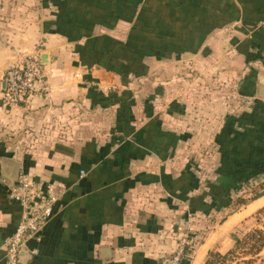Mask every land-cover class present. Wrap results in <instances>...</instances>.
Returning a JSON list of instances; mask_svg holds the SVG:
<instances>
[{"label": "crops", "instance_id": "0c3cea01", "mask_svg": "<svg viewBox=\"0 0 264 264\" xmlns=\"http://www.w3.org/2000/svg\"><path fill=\"white\" fill-rule=\"evenodd\" d=\"M109 1L134 5L130 16L119 19L129 27L142 20L143 8H150L152 22L144 26L154 27L155 38L165 31L171 39V57L145 59L149 72L143 84L151 67L167 62H184L191 70H186L185 102L178 100L169 115L172 98L143 100L154 102L155 117L169 122L168 129L163 124L159 130L173 138L158 132L170 141L167 149L190 148L192 163L174 166L173 156L149 151L142 142L146 121L122 130L112 119L107 124L111 108L97 104L90 93L100 92L106 101L119 77L83 63L76 46L84 39L70 42L54 32L49 23L55 8L42 0H0V98L4 73L19 56L45 55L47 79V91L32 95L25 105L0 103V264L3 242L21 214L8 195L17 179L4 174L2 158L18 163L19 173L34 182L61 191L49 220L26 241L19 258L24 264H158L182 235L209 230L190 260L204 264L210 251L226 253L240 236L233 235L236 229L264 207V196L250 199L222 223L228 209L213 208L264 186V0ZM232 16L234 31L228 32L224 22ZM131 99L140 102L139 96ZM179 140L181 148L175 146ZM183 181L189 190L185 199ZM213 203L205 212L204 205ZM257 203L262 204L254 212L232 221Z\"/></svg>", "mask_w": 264, "mask_h": 264}, {"label": "trees", "instance_id": "16d2710c", "mask_svg": "<svg viewBox=\"0 0 264 264\" xmlns=\"http://www.w3.org/2000/svg\"><path fill=\"white\" fill-rule=\"evenodd\" d=\"M119 1L109 0H42L43 6L50 5L56 9L54 14V20L50 21V25L55 27L54 32H58L60 35L66 37L68 41L79 42L84 39L82 45H77L76 50L79 52L83 63H89L90 66H97L109 71L115 75L121 77L122 82L127 80V75L139 76V71L142 75L146 72V67L142 63L143 57H155L158 60L166 58L167 55L172 54V43L170 37L164 35L165 31L158 35L156 38H161L162 46L152 42H145L144 38L135 40L130 43H118L114 39H111L107 35L94 36L93 30L96 27L112 28L116 21L128 16L132 5L115 4ZM167 9L170 6L165 5ZM162 8L164 6H161ZM130 16V15H129ZM130 20V19H129ZM144 36H155L154 27L150 29L149 26H144ZM168 33V31H166ZM149 34V35H148ZM184 48V47H182ZM176 55H179L177 53ZM127 84V83H126ZM125 84V85H126ZM90 96H94L97 104L103 105L114 104L120 106L117 112V128L121 129V126L128 124V120L132 121L133 117L130 113V107L132 104L130 92L124 90L120 93L110 92L106 101H103V94L100 92H92ZM118 96H124L123 99H118ZM105 99V98H104ZM112 101V102H111ZM122 130V129H121ZM164 137L156 138L153 144L158 146H164L167 148ZM155 147V148H156ZM193 187H196L195 185ZM192 187V189H193ZM259 187V186H258ZM183 191L182 197L188 193V185L186 181H183L181 187ZM185 199V197L183 198ZM252 199V198H251ZM202 202V200L200 201ZM247 200L240 197L233 201H229L227 205H204L205 212L209 208H227V212L222 217L220 223L236 212ZM17 204V203H16ZM199 206V205H198ZM201 207V206H200ZM19 211L20 207L18 206ZM254 221V228L241 234L234 239L231 248L224 254L216 251H210L204 261V264H226L227 261L235 260V264H256L259 261L264 251V207L257 210L249 219ZM14 229L12 228L13 233ZM206 230L198 232L197 236L189 237V250L188 256L184 259L183 264H190L191 256L197 245L204 237ZM8 235V236H9ZM262 264H264V258ZM261 264V263H260Z\"/></svg>", "mask_w": 264, "mask_h": 264}, {"label": "rangeland", "instance_id": "374dc122", "mask_svg": "<svg viewBox=\"0 0 264 264\" xmlns=\"http://www.w3.org/2000/svg\"><path fill=\"white\" fill-rule=\"evenodd\" d=\"M132 6H134V5H132ZM172 7L170 8V11H171ZM50 8H54V7L50 6ZM167 11H168V9H167ZM151 14H152L151 9L148 7L147 8L145 7L141 11V16H142L141 19L142 20H140L139 24H136L133 22L132 26L129 27V26H127V24H121L119 21H116L115 25L112 28H104V27L100 28L98 26L99 28H98L96 34L107 35L111 39H114L118 43H122V44H124V43L128 44V43L133 42L135 40L137 41V40L141 39V36H142L144 38L145 42L156 43L158 45H161L162 49H163L164 44L162 45V43H161L162 39L161 38L158 39V38H155L154 36H152V37L144 36L145 30L143 29V26L147 22H150V21L152 22V18H150L152 16ZM135 19L137 22V17ZM149 19H151V20H149ZM143 22H145V23H143ZM235 22H236V20H234L233 16L228 17L225 20L224 27L227 28L226 30L228 32H230L231 30L234 31L233 26H234ZM219 23L221 25V21ZM214 24H217V22H215ZM237 26H239V25H237ZM235 40H238V39L234 38V40H233V42L238 45V42ZM171 55H173V54L167 55V57L163 58V59H168L169 57H171ZM146 58L147 57L142 58V63L146 67V72L144 75L148 74V72H149V70L147 71V66L145 64ZM161 66H163V67L162 68L157 67L158 69H156L155 67H151L152 71H151V75L149 77L147 84L142 83V81H144L142 78L144 75H142V73L140 71H139V74H140L139 76L127 75L126 76L127 80L124 81V83L122 82V79L120 76L114 74L116 76V79L118 77H119V79H117V84L113 85V87L117 89V90L115 89V91H113V92L120 93L119 90H121L122 86H123V87L127 88L126 91L130 92L131 96H139L140 97L139 103H135V101L131 99L132 104L130 107V113L133 117V120L132 121L128 120V125H132V123H136V126H137V125L142 124L146 121V123H147L146 127L148 128L147 133H145L146 135L144 136L143 141L139 137H138V139L140 141H142L144 143V145H146L149 148V151H152V153L153 154L155 153V155L164 156L165 159L166 158L170 159V156H173L174 159H176V160H172L171 165L173 164L175 166L176 165L175 163H178V164H180L179 167L181 165L186 166V165H189L190 163H192L191 162V160H192L191 155L189 154L190 148L184 147L182 150L176 151L177 152V158H175L176 152L174 150L175 149L174 147L172 149L164 148V146H159L158 148H155V144H153L155 141V136H156V138H159L160 132H161V134H166V136H170L167 131L159 130L160 126L163 124H165V126H166L165 128L168 129L169 128V125H168L169 122L166 119H165L166 122L164 119H163V121L157 119L155 117V114H153V112H154L153 109L156 107V106H154V102L153 103H152V101H151V103H150V101L146 102L145 100H143V98H145V96H163L167 100L168 99L170 100L172 98V101L175 103H173V104L171 103L170 106L167 107V113L166 114L169 115L170 109L177 108L176 103H179V102H177L178 100H180V102L182 104H184L185 99L183 97L185 96V89H187L186 88L187 87V85H186L187 80L186 79L188 78L187 77L188 73L186 72V70H188L189 68L185 67L184 62L183 63L179 62L178 65H171L170 63L167 62V63L162 64ZM160 69H161L162 73H160L157 76V78H161L160 80H162V81L158 82L159 79L157 80V78H156V80H154V78H155L154 74ZM188 71H191V70H188ZM128 88H130V90ZM109 103L110 102L108 101L107 107L111 108V109L108 110V116H107L108 122H107V124L109 125V123H110L109 120L112 119V121L113 120L115 121V123H114V125H115L117 123L116 118L118 115H117V111L114 112V108H116V106H117V108H119L120 106L115 105L114 102H113V104H109ZM158 104L160 105L161 103H157L156 105L158 106ZM165 104L163 103L160 107H158L157 110L163 108ZM177 110L179 111V113L181 112L179 108ZM111 115H112V117H111ZM135 118H136V120H135ZM181 122H182L183 126H185L184 124L186 123V120L183 119V120H181ZM116 126H118V125H116ZM116 126L114 128H116ZM131 128H133V127L131 126ZM156 129H157V134L155 131ZM183 129L185 130V127ZM133 130H134V128H133ZM170 138H173V136H170L169 138L167 137V139H169V140H170ZM125 139H126V137H125ZM174 143H173V145H174ZM166 145H170V143L166 142ZM180 145H181V141L179 140V142H176L175 146H180ZM180 148H181V146H180ZM199 158H200V156H199ZM262 187H264V186H259L257 188V190L256 189L254 190V193L252 192L251 195L244 197V200L248 201L251 198H253L254 195H257V193L260 191V189H262ZM219 219H221V217H218L215 221H218ZM254 226H255V224H254L253 220L246 221V223L242 224L241 226H239L236 229V231L233 235L234 236H237V235L241 236V234L251 230L252 228H254ZM207 231H209V230H206V232ZM263 258H264V253L261 255L260 259L263 260ZM260 259H259V261H257L256 264H260V263L262 264L263 263V261H260ZM226 264H235V260L227 261Z\"/></svg>", "mask_w": 264, "mask_h": 264}, {"label": "built area", "instance_id": "2783aa9c", "mask_svg": "<svg viewBox=\"0 0 264 264\" xmlns=\"http://www.w3.org/2000/svg\"><path fill=\"white\" fill-rule=\"evenodd\" d=\"M5 91L0 103L4 107L23 106L34 95L47 91V79L39 52L19 56L4 73ZM83 175V172L81 173ZM10 200L20 207V220L14 232L1 247L4 264H20L18 254L26 241L36 236L52 214L53 207L61 196L60 190L34 182L27 174L19 173L14 185L8 188ZM189 236L182 235L175 250L160 258L158 264H183L188 256Z\"/></svg>", "mask_w": 264, "mask_h": 264}, {"label": "water", "instance_id": "95a60500", "mask_svg": "<svg viewBox=\"0 0 264 264\" xmlns=\"http://www.w3.org/2000/svg\"><path fill=\"white\" fill-rule=\"evenodd\" d=\"M40 63L41 65H45L46 64V58L45 55L40 56ZM1 167H2V171L4 172L5 175H7L9 178H16L19 176V168L20 165L16 162H14L13 160L9 159V158H2L1 159ZM264 196V189L261 190L256 196H254V198H252V201L260 198ZM23 252V250H21L18 254V261L20 264H24L23 262H21L19 260L20 258V254Z\"/></svg>", "mask_w": 264, "mask_h": 264}, {"label": "bare ground", "instance_id": "6f19581e", "mask_svg": "<svg viewBox=\"0 0 264 264\" xmlns=\"http://www.w3.org/2000/svg\"><path fill=\"white\" fill-rule=\"evenodd\" d=\"M262 203H257L255 205H252L251 207H249L245 212H243L242 214L238 215L237 217H234L232 221H235L237 219H241L244 216L249 215L250 213L254 212V210ZM230 221V222H232Z\"/></svg>", "mask_w": 264, "mask_h": 264}]
</instances>
